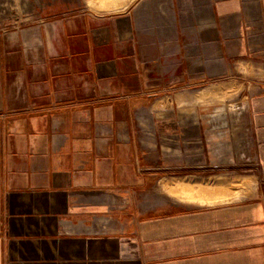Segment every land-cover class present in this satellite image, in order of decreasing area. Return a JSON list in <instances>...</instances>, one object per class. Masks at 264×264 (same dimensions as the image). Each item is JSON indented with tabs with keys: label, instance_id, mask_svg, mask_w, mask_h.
Masks as SVG:
<instances>
[{
	"label": "crops",
	"instance_id": "0c3cea01",
	"mask_svg": "<svg viewBox=\"0 0 264 264\" xmlns=\"http://www.w3.org/2000/svg\"><path fill=\"white\" fill-rule=\"evenodd\" d=\"M0 32V264H264V0H61Z\"/></svg>",
	"mask_w": 264,
	"mask_h": 264
},
{
	"label": "rangeland",
	"instance_id": "374dc122",
	"mask_svg": "<svg viewBox=\"0 0 264 264\" xmlns=\"http://www.w3.org/2000/svg\"><path fill=\"white\" fill-rule=\"evenodd\" d=\"M61 0H0V32L63 11Z\"/></svg>",
	"mask_w": 264,
	"mask_h": 264
}]
</instances>
